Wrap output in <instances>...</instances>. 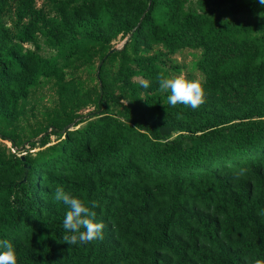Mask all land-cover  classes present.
Listing matches in <instances>:
<instances>
[{"label":"trees","instance_id":"trees-1","mask_svg":"<svg viewBox=\"0 0 264 264\" xmlns=\"http://www.w3.org/2000/svg\"><path fill=\"white\" fill-rule=\"evenodd\" d=\"M182 71L205 80L197 109L159 88ZM57 187L96 202L101 238L63 241ZM262 209L258 0H0V239L16 264H264Z\"/></svg>","mask_w":264,"mask_h":264},{"label":"clouds","instance_id":"clouds-1","mask_svg":"<svg viewBox=\"0 0 264 264\" xmlns=\"http://www.w3.org/2000/svg\"><path fill=\"white\" fill-rule=\"evenodd\" d=\"M259 5L264 6V0H258ZM139 84L147 89L150 86L148 79H140ZM159 88L170 94L167 96L169 105H186L191 109H197L205 102V80L202 76L188 78L185 73L180 72L170 77L158 79ZM57 201L67 209L63 219L62 228L65 231L63 241L68 244H85L102 236L104 223L97 219L94 209L97 207L95 201L87 204L83 199L57 187L55 197ZM264 215V209L260 210ZM17 254L13 243L8 239H0V264H16ZM256 264H262L256 261Z\"/></svg>","mask_w":264,"mask_h":264},{"label":"rangeland","instance_id":"rangeland-1","mask_svg":"<svg viewBox=\"0 0 264 264\" xmlns=\"http://www.w3.org/2000/svg\"><path fill=\"white\" fill-rule=\"evenodd\" d=\"M125 42V38L124 39H118V40H116V41H114V43H113V47H115V48H120L121 46H122V44ZM174 58H176L179 62H182V61H184L187 65H190V62H191V59H192V57L191 56H189V55H187L186 53H178L177 55H175L174 56ZM183 73H185V75H186V71H182ZM90 109H92V108H90ZM87 111V110H86ZM86 111H84V112H86ZM89 111H91V110H89ZM80 126V125H79ZM82 126V125H81ZM52 140L53 139H55L54 137H52L51 138ZM8 146H9V144L8 143H6ZM25 145H27V144H25ZM22 150V149H21ZM24 152H22L21 154H23Z\"/></svg>","mask_w":264,"mask_h":264},{"label":"water","instance_id":"water-1","mask_svg":"<svg viewBox=\"0 0 264 264\" xmlns=\"http://www.w3.org/2000/svg\"><path fill=\"white\" fill-rule=\"evenodd\" d=\"M21 158H23V154L21 155Z\"/></svg>","mask_w":264,"mask_h":264}]
</instances>
